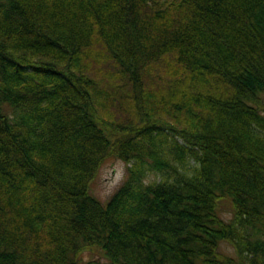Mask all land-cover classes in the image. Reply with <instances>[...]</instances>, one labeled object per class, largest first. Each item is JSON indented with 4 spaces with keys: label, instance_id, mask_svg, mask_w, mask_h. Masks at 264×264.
<instances>
[{
    "label": "trees",
    "instance_id": "16d2710c",
    "mask_svg": "<svg viewBox=\"0 0 264 264\" xmlns=\"http://www.w3.org/2000/svg\"><path fill=\"white\" fill-rule=\"evenodd\" d=\"M0 264H264V0H0Z\"/></svg>",
    "mask_w": 264,
    "mask_h": 264
},
{
    "label": "rangeland",
    "instance_id": "374dc122",
    "mask_svg": "<svg viewBox=\"0 0 264 264\" xmlns=\"http://www.w3.org/2000/svg\"><path fill=\"white\" fill-rule=\"evenodd\" d=\"M127 176V164L121 159H110L101 168L99 175L92 182V192L99 197L102 201H107L108 198L114 193V191L121 185ZM158 175L156 173L150 174V179H156ZM224 217L230 219L232 217V211L229 204H226ZM223 249L231 255H235L234 247L227 242L222 244ZM85 257L98 258L102 257L100 249H94L93 251H87Z\"/></svg>",
    "mask_w": 264,
    "mask_h": 264
}]
</instances>
